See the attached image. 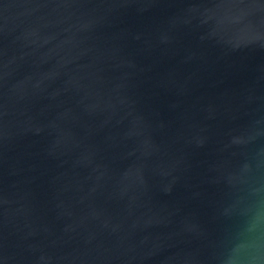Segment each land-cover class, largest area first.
<instances>
[{
  "label": "water",
  "instance_id": "1",
  "mask_svg": "<svg viewBox=\"0 0 264 264\" xmlns=\"http://www.w3.org/2000/svg\"><path fill=\"white\" fill-rule=\"evenodd\" d=\"M264 0H0V264H264Z\"/></svg>",
  "mask_w": 264,
  "mask_h": 264
},
{
  "label": "clouds",
  "instance_id": "2",
  "mask_svg": "<svg viewBox=\"0 0 264 264\" xmlns=\"http://www.w3.org/2000/svg\"><path fill=\"white\" fill-rule=\"evenodd\" d=\"M262 225H264V211L258 212L257 217L250 225V227L239 234V236L237 237L238 243L235 248L236 253H240L258 246V242L251 239L248 233L257 231ZM228 264H242V262L236 257H232L229 259ZM248 264H258V261L254 259L249 260Z\"/></svg>",
  "mask_w": 264,
  "mask_h": 264
}]
</instances>
